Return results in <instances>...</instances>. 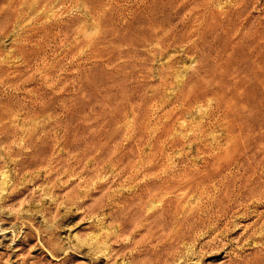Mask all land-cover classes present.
Returning a JSON list of instances; mask_svg holds the SVG:
<instances>
[{"label":"rangeland","instance_id":"obj_1","mask_svg":"<svg viewBox=\"0 0 264 264\" xmlns=\"http://www.w3.org/2000/svg\"><path fill=\"white\" fill-rule=\"evenodd\" d=\"M263 134L264 0H0V264H264Z\"/></svg>","mask_w":264,"mask_h":264},{"label":"bare ground","instance_id":"obj_2","mask_svg":"<svg viewBox=\"0 0 264 264\" xmlns=\"http://www.w3.org/2000/svg\"><path fill=\"white\" fill-rule=\"evenodd\" d=\"M156 36H157V35H156ZM166 37H167V36H166ZM164 38H165V36H164ZM168 39H169V38H168ZM175 39H176V38H175ZM164 40H165V39H164ZM166 40H167V38H166ZM161 41H162V40H161ZM156 43H157V42H156ZM159 43H160V41H159ZM161 43H162V42H161ZM165 43H166V41H165ZM165 43H164V44L162 43L163 46L165 45ZM144 44H145V43H144ZM158 45H159V44H158ZM163 46H162V47H163ZM171 46H172V45H171ZM160 47H161V45H160ZM168 47L170 48V46H168ZM168 47H167V48H168ZM27 48H28V47H27ZM25 59H26V58H25ZM40 60H41V59H40ZM15 87H16V86H15ZM25 96H26V95H25ZM25 99H26V98H25ZM36 100H37V99H36ZM22 102H23V101H22ZM28 103H29V102H28ZM24 105H25V104H24ZM42 106H43V105H42ZM13 109H14V108H13ZM30 109H31V108H30ZM15 111H16V110H15ZM26 113H27V112H26ZM176 113H177V112H176ZM27 114H28V113H27ZM28 116H29V115H28ZM32 116H33V115H32ZM165 116H166V115H165ZM31 118H32V117H31ZM229 123H230V121H229ZM230 124H231V123H230ZM203 127H204V126H203ZM203 127H202V128H203ZM239 127H240V126H239ZM204 128H205V127H204ZM228 128H229V126H228ZM3 129H4V128H3ZM199 130H200V129H199ZM204 130H206V129H204ZM223 130H224V128H223ZM225 130H226V129H225ZM225 130H224V132H225ZM228 130H229V129H228ZM3 131H4V130H3ZM167 131H168V130H167ZM201 131H202V130H201ZM238 131H239V130H238ZM194 132H195V131H194ZM203 132H204V131H202V133H203ZM158 133H159V132H158ZM198 133H200V132H198ZM231 133H232V132H231ZM245 133H246V132H245ZM233 134H234V133H233ZM235 134H236V132H235ZM167 135H168V134H167ZM193 135H194V134H193ZM204 135H205V134H204ZM243 135H244V134H243ZM254 135H255V134H254ZM263 135H264V134H263ZM195 136H196V134H195ZM226 136H227V134H226ZM230 136H231V135H230ZM201 138H202V137H201ZM201 138H200V139H201ZM197 139H198V138H197ZM197 139H196V140H197ZM232 139H233V138H232ZM192 140H193V139H192ZM233 140H234V139H233ZM260 140H261V139H260ZM228 141H229V140H228ZM230 141H231V139H230ZM240 141H241V140H240ZM195 142H196V141H195ZM242 142H243V140H242ZM27 143H28V141H27ZM233 143H235V142H233ZM263 143H264V142H263ZM225 144H226V143H225ZM229 144H230V143H229ZM227 146H228V145H227ZM8 147H9V146H8ZM33 147H34V146H33ZM258 147H259V146H258ZM27 148H28V147H27ZM29 148H30V147H29ZM220 148H221V147H220ZM207 149H208V148H207ZM221 149H222V148H221ZM31 150H32V148H31ZM219 151H220V150H219ZM42 153H43V152H42ZM209 153H210V152H209ZM211 154L213 155V153H211ZM233 154H234V153H233ZM11 155H12V154H11ZM14 155H15V153H14ZM217 155H218V154H217ZM8 156H9V155H8ZM29 156H30V155H29ZM225 156H226V155H225ZM246 156H247V155H246ZM235 157H236V156H235ZM210 158H211V157H210ZM236 158H237V157H236ZM12 159H13V158H12ZM227 159H228V158H227ZM14 160H15V159H14ZM50 160H51V159H50ZM61 160H62V159H61ZM237 160H238V159H237ZM237 160H236V161H237ZM240 160H241V159H240ZM36 161H37V160H36ZM52 161H53V160H52ZM56 161H57V160H56ZM209 161H210V160H209ZM226 161H227V160H226ZM21 162H22V161H21ZM237 162H238V161H237ZM19 163H20V162H19ZM25 163H26V162H25ZM49 163H50V161H49ZM54 163H56V162H53V164H54ZM58 163H59V162H58ZM213 164H214V163H213ZM237 164H238V163H237ZM249 164H250V163H249ZM254 164H255V163H254ZM262 164H263V163H262ZM44 165H45V164H44ZM47 165H48V164H47ZM56 165H57V164H56ZM217 165H218V164H217ZM250 165H251V164H250ZM45 166H46V165H45ZM259 166H260V165H259ZM262 166H263V165H262ZM56 167H57V166H56ZM217 167H218V166H217ZM219 167H220V166H219ZM255 167H256V166H255ZM207 168H208V167H207ZM212 168H214V167H212ZM230 168H231V166H230ZM258 168H259V167H258ZM262 168H264V167H262ZM250 169H251V168H250ZM49 170H50V169H49ZM206 170H207V169H206ZM214 170H215V169H214ZM257 170H258V169H257ZM262 170H263V169H262ZM262 170H261V171H262ZM222 171H223V170H222ZM222 171H221V172H222ZM245 171H246V170H245ZM50 172H51V170H50ZM202 172H203V171H202ZM215 172H216V171H215ZM223 172H224V171H223ZM48 173H49V172H48ZM149 173H150V172H149ZM239 174H240V173H239ZM256 174H257V173H256ZM189 175H190V174H189ZM192 175H193V174H192ZM198 175H199V174H198ZM203 175H204V174H203ZM208 175H209V174H208ZM226 175H227V174H226ZM184 176H185V175H184ZM222 176H223V175H222ZM244 176H246V175H244ZM244 176H242V177H244ZM208 177H209V176H208ZM212 177H213V176H212ZM214 177H215V176H214ZM216 177H217V176H216ZM218 177H219V176H218ZM227 177H228V176H227ZM233 177H234V176H233ZM242 177H241V178H242ZM130 178H131V177H130ZM183 178H184V177H183ZM189 178H190V177H189ZM194 178H195V177H194ZM194 178H193V179H194ZM225 178H226V176H225ZM234 178H235V177H234ZM239 178H240V176H239ZM202 179H203V178H202ZM204 179H205V177H204ZM210 179H211V178H210ZM220 179H222V178H220ZM229 179H230V178H229ZM229 179H228V180H229ZM232 179H233V178H232ZM243 179H244V178H243ZM185 180H186V179H185ZM185 180H183V181H185ZM187 180H188V179H187ZM187 180H186V181H187ZM198 180H200V179H198ZM237 180H238V179H237ZM235 181H236V180H235ZM238 181H239V180H238ZM243 181H244V180H243ZM243 181H242V183H243ZM225 182H226V180H225ZM225 182H224V183H225ZM233 182H234V181H233ZM176 183H177V182H176ZM176 183H175V184H176ZM187 183H188V182H187ZM197 183H199V181H198ZM201 183H202V182H201ZM201 183H200V184H201ZM224 183H223V184H224ZM234 183H235V182H234ZM185 184H186V183H185ZM209 184H210V183H209ZM226 184H227V183H226ZM235 184L237 185V183H235ZM235 184H234V186H236ZM257 184H258V183H257ZM192 185H193V184H192ZM204 185H205V184H204ZM195 186H196V185H195ZM200 186H201V185H200ZM206 186H207V185H206ZM222 186H223V185H222ZM234 186H233V187H234ZM243 186H244V185H243ZM212 187H213V185H212ZM223 187H224V186H223ZM209 188H210V187H209ZM254 188H255V187H254ZM257 188H258V187H257ZM257 188H256V189H257ZM165 189H166V188H165ZM241 189H243V188H241ZM188 190H189V189H188ZM217 190H218V188H217ZM250 190H251V189H250ZM206 191H207V190H206ZM219 191H220V188H219ZM219 191H218V192H219ZM221 191H222V190H221ZM235 191H236V190H235ZM244 192H245V191H244ZM258 192H259V191H258ZM212 193H213V192H212ZM239 193H240V192H239ZM168 194H169V193H168ZM234 194H235V192H234ZM236 194H237V193H236ZM218 195H219V194H218ZM221 195H222V194H221ZM238 195H239V194H238ZM241 195H242V194H241ZM244 195L246 196V193H245ZM249 196H250V195H249ZM256 196H257V193H256ZM203 197H204V196H203ZM205 197H206V196H205ZM217 197H218V196H217ZM225 197H226V196H225ZM232 197H233V195H232ZM238 197H239V196H238ZM250 197H251V196H250ZM230 198H231V197H230ZM230 198H229V199H230ZM217 199H218V198H217ZM232 199H233V198H232ZM206 201H207V200H206ZM208 201H209V200H208ZM208 201H207V202H208ZM228 201H229V200H228ZM237 201H238V199H237ZM241 201H242V200H241ZM248 201H249V200H248ZM211 202H212V201H211ZM211 202H209V203H211ZM219 202H220V201H219ZM233 202H234V201H233ZM216 203H217V202H216ZM229 203H230V202H229ZM219 204H220V203H219ZM223 204H224V203H223ZM204 205H205V204H204ZM244 205H245V204H244ZM205 206H207V205H205ZM210 206H211V204H210L208 207H210ZM212 206H213V205H212ZM212 206H211V207H212ZM222 206H223V205H222ZM197 207H198V206H197ZM199 207H200V206H199ZM223 207H224V206H223ZM223 207H222V210H224ZM206 208H207V207H206ZM212 208H213V207H212ZM224 208H225V207H224ZM196 209H198V208H196ZM210 209H211V208H210ZM213 209H214V208H213ZM216 209H217V208H216ZM227 209H228V208H227ZM203 211H206V210L203 209ZM214 211H215V210H214ZM218 211H220V210L218 209ZM193 212H195V210H194ZM190 213H191V212H190ZM201 213H202V212H201ZM201 213H199V214L201 215ZM209 213H210V212H209ZM233 213H234V212H233ZM191 214H192V213H191ZM216 214H217V211H216ZM221 214H222V213H221ZM192 215H193V214H192ZM194 216H195V215H194ZM195 217H196V216H195ZM197 217H198V216H197ZM197 217H196V218H197ZM186 219H187V218H186ZM192 219H193V218H192ZM199 219H200V218H199ZM219 219H220V218H219ZM196 220H197V219H196ZM184 221H185V220H184ZM199 223H200V222H199ZM204 224H205V223H204ZM189 226H190V225H189ZM209 226H210V225H209ZM178 228H179V227H178ZM192 228H194V227H192ZM214 228H215V227H214ZM181 229H183V227H182ZM185 229H186V228H185ZM184 231H185V230H184ZM193 231H194V230H193ZM175 232L177 233V230H176ZM181 232H182V231H181ZM188 232H189V231H188ZM190 232H191V231H190ZM176 233H175V234H176ZM179 234H180V233H179ZM186 234H187V232H186ZM188 236H189V235H188ZM191 236H192V234H191ZM191 236H190V237H191ZM174 237H175V235H174ZM177 238H178V237H177ZM189 239H190V238H189ZM186 241H187V240H186ZM188 241H189V240H188Z\"/></svg>","mask_w":264,"mask_h":264}]
</instances>
